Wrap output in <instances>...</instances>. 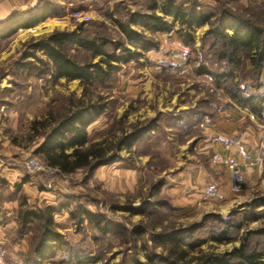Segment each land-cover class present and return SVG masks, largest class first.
Segmentation results:
<instances>
[{
	"label": "trees",
	"instance_id": "16d2710c",
	"mask_svg": "<svg viewBox=\"0 0 264 264\" xmlns=\"http://www.w3.org/2000/svg\"><path fill=\"white\" fill-rule=\"evenodd\" d=\"M217 2L215 6L208 7L197 0H190L188 4L187 0H163L161 3L152 0L149 12H130L125 21L118 17L113 19L118 39L108 32L101 33L99 27L91 31L84 24H79L73 30H54L46 37L27 43L26 46L34 51L23 52L18 66L38 76L53 72L56 80L63 76L68 80L78 79L85 86L80 97L68 95L62 107L49 109L45 117L31 122L29 130L32 140L42 138L35 154L40 155L60 175H71L83 170L86 178H90L100 166L120 161L121 150L131 151L150 134L161 113L150 120L129 126L121 122L119 136L113 132L101 140H90L88 128L105 112L108 104L106 96L96 92L98 87H107L121 64L136 60L158 47L157 34L171 30L167 16L179 19L186 29L208 24L209 28L202 38V48H207L202 50L201 56L204 57H200L202 63L197 66L196 73L198 76H208L218 94L225 95L222 93L225 90L231 100L256 114H262L264 94L259 91L263 86L264 17L258 18L251 6L243 7L235 0ZM235 2L237 7L233 6ZM52 7L54 3L46 1L41 12L33 9L26 14L11 15L0 22V26L7 28L8 24L13 25L24 16L27 17L25 25H32L51 16L53 13H49L47 8ZM157 9L163 16L156 13ZM262 10L261 15L264 16ZM37 51L43 55H38ZM203 101L199 102L207 103ZM186 113L209 116V113H201L198 106L188 109ZM1 182L5 183L0 179ZM164 184L165 179H159L152 186L154 194ZM84 198L80 194L67 193L59 196L56 205L21 207L17 221L18 233L21 237H27L30 243L29 250L21 256V264L96 262L101 257L100 249L128 241H133V247L136 248L138 240L143 242L145 260H140L136 251H132L133 247H128L117 264H264V247H260L264 240V226L246 229L241 244L230 250L221 253L205 251L202 247L208 240L217 245L236 241L237 231L241 230L244 220L226 221L210 212L199 222L153 233L142 225L127 227L105 213L91 210ZM22 201H25L24 197ZM260 205H264L262 198L249 206L252 208L245 211L244 218L248 220L250 215L255 219L264 216V209L261 212L255 209ZM161 208L172 211L173 204L165 200H144L137 207H127L135 214L144 216L139 224L144 222L145 217H156ZM63 211L69 214L73 230L84 234L86 238L72 242L69 234L62 232L55 215ZM88 233L91 234L90 238ZM149 239L154 247L165 248V252H154L148 245ZM84 240L88 244H97L98 252L96 250L92 255V251L83 248L81 244Z\"/></svg>",
	"mask_w": 264,
	"mask_h": 264
},
{
	"label": "crops",
	"instance_id": "0c3cea01",
	"mask_svg": "<svg viewBox=\"0 0 264 264\" xmlns=\"http://www.w3.org/2000/svg\"><path fill=\"white\" fill-rule=\"evenodd\" d=\"M46 1L50 0H0V22L11 15L26 14L33 9L41 12ZM51 1L54 8L47 9L53 14L47 18L27 26V17L24 16L13 25L8 24L7 28L0 26V179L5 181L0 183V256L5 264H21V256L30 248L28 238L18 233L21 207L56 205L59 195L57 188L44 186L38 176L28 174L24 166L42 138L31 139L24 148L20 140L5 133L4 129L17 130L24 123L27 126L35 119H42L50 109L54 93L76 95L78 84L79 88L84 87L78 79L68 80L63 76L56 80L53 72L38 76L17 65L21 55L16 53L17 48L48 31L64 30L62 26L67 24L65 19L69 17V11L78 4L76 0ZM156 13L163 16L160 9ZM166 20L171 30L157 34V48L124 66L121 71L123 79L115 86L117 93L130 99L153 94L154 85L165 73L173 75L174 72L176 75L178 72L183 79L193 83L205 77L196 73L198 64L193 60L190 45L195 39L191 38V30L202 29L201 34H204L208 24L186 29L174 16H167ZM171 20L175 21V25L179 21L181 30L174 27ZM183 32L184 38L180 35ZM262 82L260 94H264V69ZM227 98L225 108L216 115L202 117L200 114H187L182 119L188 124L189 132L181 145L176 170L166 183L182 214L218 213L243 203L240 201L243 197L238 196L230 180V164L234 161L241 164L246 177L248 198L253 196L254 191L264 190V112L256 114ZM104 113L89 127L100 120L105 123ZM70 152L71 149L68 150ZM210 185L219 189L220 195L216 199L204 194L205 188ZM23 197L25 201H22ZM55 220L63 233L70 234L72 226L66 211L56 214ZM47 264L60 263L48 261Z\"/></svg>",
	"mask_w": 264,
	"mask_h": 264
},
{
	"label": "rangeland",
	"instance_id": "374dc122",
	"mask_svg": "<svg viewBox=\"0 0 264 264\" xmlns=\"http://www.w3.org/2000/svg\"><path fill=\"white\" fill-rule=\"evenodd\" d=\"M157 1L161 3L163 0ZM189 1L187 0V4ZM197 1L203 5H208V7L215 6L218 3L217 0ZM224 1L227 2L229 0ZM235 1H238L243 7L246 6L249 8L251 6L253 8L252 11L258 18L264 17L261 15L262 9H264V6H262L264 5V0ZM76 2L78 4L71 8L69 17L65 19L67 24L62 26V28L73 30L79 24H84L85 28L95 31L99 27L101 33L104 31L108 32L115 39H118V35L115 32L113 19L118 17L125 21L130 12H149V7L152 4V0H76ZM236 3H233L234 7H237L236 5L238 4ZM76 11L90 14L91 19L87 22L74 20L71 14ZM176 22L178 24L175 25V21L173 22L171 20V23H174V27L180 29V22ZM53 31H48L43 35L29 39L23 46L17 48L16 53L20 52V54H23V52L34 51L30 46L28 48L26 44L30 43L36 37L37 39L46 37ZM201 32L202 29L191 30V38L195 39H193L194 42L191 43L190 49L193 60L198 65L202 63L200 57H202L203 48L204 50L207 48V46L202 48L204 34H201ZM146 34L150 35L148 32ZM180 35L183 37L185 33L183 32ZM156 39H158V36ZM16 53L14 52L12 54L15 55ZM37 54L43 55L40 51H37ZM126 65L127 63L121 64L120 69L116 72V76L107 87L99 86L96 90L97 93L99 92L106 96L108 104L103 117L105 123L100 120L95 126L88 128L90 140L104 139L109 137L113 132L119 136L121 134V122L129 126L135 122L150 120L158 113H161L156 127H153L150 130V134L146 135L131 151L126 149L121 150L119 152L121 155L120 161L99 167L90 178H86V173L83 170L76 171L71 175H60L57 170H54L52 174L45 170L34 175L38 176L41 184L44 186L51 189L57 188L59 196L67 193L85 196L84 201H86L87 206L91 210L105 213L112 220L122 222L127 227L133 228L135 225H142L147 227L148 232L152 231L153 233H157L161 229L182 228L190 223L199 222L206 213L191 212L189 214H182V209L178 206L179 204L175 202L176 200L168 192L169 186H166V183H168V179L172 176L173 171L176 170L177 163L179 162L178 156L181 153V145L186 140L189 132L188 124H186L185 120H182L186 117L188 108L196 104L194 108L198 106L201 113H209V116L216 115L225 108L223 106L226 105L228 100V96H226L227 92L222 90V93L225 95L218 94L215 85L209 77L205 76L199 82L193 83L183 79L182 74L177 72L175 75L173 72V75L168 73L161 75L162 77L158 80V84L153 87V94L143 96L142 98L130 99L123 94L117 93L115 89L116 84L123 79L121 71ZM84 87L81 89L78 84L77 97L82 95ZM67 97L68 95L54 93L50 100V109L62 107L66 103ZM202 100L207 103L204 101V103H200ZM204 107L207 108L205 109ZM29 128L30 125L28 124L26 126L24 123L17 130L5 128L4 132L9 135H14L24 144V148H27L28 141L32 139L31 132L28 130ZM33 155H36L35 152L30 156ZM37 156L44 162L40 155ZM161 178L165 179V184L161 186L157 194H154L152 186ZM230 180L238 196L243 197L240 200L243 203L234 206L228 211L212 213L218 214L226 221L233 219L236 222H242L243 220L244 222L242 223L241 230L237 231L236 241L217 245L213 244L211 240H208L202 247L205 251L221 253L230 250L241 244L242 235L246 229L264 226V216L255 219L250 215L248 216V220L244 218L245 211H250L252 208L249 207L251 204L260 198L264 199V190L254 191L253 196L248 198L246 196L247 180L245 179V186L241 190L235 189L234 182L231 179V173ZM144 200H165L173 204V209L171 211L161 208L156 217H145L144 222L139 224L144 216L135 214L133 211L128 210L127 207L129 205L137 207ZM255 209L261 212L264 206L260 205ZM87 236L90 238L91 234L88 233ZM68 237L72 242H78L85 236L82 233L75 232L71 227V232ZM83 242L81 246L92 251L91 253L94 255L97 250V244H88L86 240ZM133 245V241L120 243L119 245H109L105 249H100L101 257L99 261L91 262L87 260V264H117L122 259L124 253H126L128 247H133ZM148 245L154 249V252H165V248L162 246L154 247V243L150 239L148 240ZM135 246L136 248L133 247L132 251H136L135 254L140 260H145L142 240H138ZM260 247H264V240L261 241Z\"/></svg>",
	"mask_w": 264,
	"mask_h": 264
},
{
	"label": "built area",
	"instance_id": "2783aa9c",
	"mask_svg": "<svg viewBox=\"0 0 264 264\" xmlns=\"http://www.w3.org/2000/svg\"><path fill=\"white\" fill-rule=\"evenodd\" d=\"M71 17L79 22H87L91 19L90 14L82 12V11H76L71 14ZM231 169V179L234 182V187L236 190H241L245 186V179L244 173L242 171L241 164L237 161H234L230 164ZM25 169L28 174H37L41 171L47 170L48 173H54V168L48 166L46 163H44L37 155L30 156L25 161ZM204 194L212 199H216L219 196V191L217 187L210 185L207 186L204 190ZM0 264H5L4 260L0 256Z\"/></svg>",
	"mask_w": 264,
	"mask_h": 264
}]
</instances>
